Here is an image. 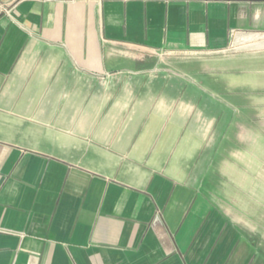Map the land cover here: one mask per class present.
Returning <instances> with one entry per match:
<instances>
[{"label": "crops", "instance_id": "1", "mask_svg": "<svg viewBox=\"0 0 264 264\" xmlns=\"http://www.w3.org/2000/svg\"><path fill=\"white\" fill-rule=\"evenodd\" d=\"M159 51L212 65L165 79ZM263 123L264 0L18 2L0 264H263Z\"/></svg>", "mask_w": 264, "mask_h": 264}, {"label": "rangeland", "instance_id": "2", "mask_svg": "<svg viewBox=\"0 0 264 264\" xmlns=\"http://www.w3.org/2000/svg\"><path fill=\"white\" fill-rule=\"evenodd\" d=\"M241 45V43L239 42L237 44V47ZM241 49V48H240ZM239 49V50H240ZM152 55H154V57L151 58L152 61V65H156L157 69L160 71V73H158L159 75L164 76L165 75V79H169V77H171L170 79H174L176 76H178L177 74H184L187 75L185 77H188L190 72H196L198 71V73L200 75H205V69H208V67H211L212 62H206V58H208V60H211V55H207V54H190V53H186V54H175V53H167L165 51H159L157 53H152ZM151 65V66H152ZM200 78L197 79V83L204 84V79H201V82L199 81ZM177 83V80H176ZM185 97H189L188 95H184ZM261 133H262V138H264V123L262 124L261 127ZM249 143V142H248ZM254 143L257 144L256 149L261 151V153H259V157L256 160H259L260 165L263 166L264 168V139L261 140H257ZM249 145H247L248 147ZM261 154V155H260ZM242 160H244V157L241 158ZM246 161H248L249 159L246 157L245 159ZM253 160V159H251ZM260 175V174H259ZM263 177V182H264V173L263 175H261ZM261 177V178H262ZM262 224H261V229H262V235H253L254 237H256V241L260 240L261 242V253H262V257H263V264H264V217H262Z\"/></svg>", "mask_w": 264, "mask_h": 264}, {"label": "built area", "instance_id": "3", "mask_svg": "<svg viewBox=\"0 0 264 264\" xmlns=\"http://www.w3.org/2000/svg\"><path fill=\"white\" fill-rule=\"evenodd\" d=\"M20 1L22 0H0V12H4L10 16V11Z\"/></svg>", "mask_w": 264, "mask_h": 264}]
</instances>
